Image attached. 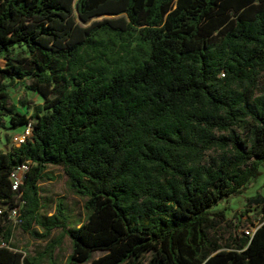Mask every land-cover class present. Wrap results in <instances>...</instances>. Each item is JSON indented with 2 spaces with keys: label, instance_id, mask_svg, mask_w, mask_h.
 <instances>
[{
  "label": "trees",
  "instance_id": "trees-1",
  "mask_svg": "<svg viewBox=\"0 0 264 264\" xmlns=\"http://www.w3.org/2000/svg\"><path fill=\"white\" fill-rule=\"evenodd\" d=\"M0 58V128L30 124L0 148V264H61L64 237L63 264H264V195L248 234L215 208L264 160V0H0ZM9 86L43 103L17 111ZM49 165L83 219L47 208ZM15 225L43 250L17 248Z\"/></svg>",
  "mask_w": 264,
  "mask_h": 264
},
{
  "label": "rangeland",
  "instance_id": "rangeland-1",
  "mask_svg": "<svg viewBox=\"0 0 264 264\" xmlns=\"http://www.w3.org/2000/svg\"><path fill=\"white\" fill-rule=\"evenodd\" d=\"M108 17L107 15L100 16L95 19ZM19 47H15L18 50ZM0 65H4V61L0 58ZM264 84V75L260 80ZM11 102L16 105V110L30 115L33 111V106L43 103V98L35 91L24 89H16L14 86L8 87ZM27 101L26 105L21 104V100ZM7 126L9 124L7 123ZM23 127L18 128H0V148L8 150L12 146L19 144V139L23 134ZM259 174L254 180L238 194L231 195L227 200L221 201L215 208H227L225 211L226 221L223 223V231L226 228L231 229L229 224H238V231L241 232L246 228L252 229V222L257 225L259 222L258 206L247 203V199L251 198L257 192L264 193V160L259 164ZM48 174L51 179H46L41 182L40 194L43 201L46 202L47 208L54 210V204L59 198H63L65 205L68 209V214H73L77 218H84V198L76 195L69 188L67 176L59 165H49L47 168ZM51 214V213H50ZM57 231H54L51 236H55ZM12 243L19 249H26L31 254H36L43 250L46 241L32 238L30 234L23 230L20 225H15L13 229ZM70 241L67 237L63 238L60 252V263L63 264L66 257L70 253ZM103 252H95L93 257H98ZM150 253H146L142 260V264H147ZM86 264V263H84Z\"/></svg>",
  "mask_w": 264,
  "mask_h": 264
},
{
  "label": "built area",
  "instance_id": "built-area-1",
  "mask_svg": "<svg viewBox=\"0 0 264 264\" xmlns=\"http://www.w3.org/2000/svg\"><path fill=\"white\" fill-rule=\"evenodd\" d=\"M30 134V124H27L21 138L19 139V143L22 142L26 136ZM29 161H25L24 163H21L20 165L17 166V168L11 173V186L14 191H19L20 185L23 182L24 178L26 177V172L29 167ZM3 207H0V214L3 211ZM9 217L12 219V221L15 224H20L22 219H21V212L19 207H14L10 209L9 212ZM245 233H249V229L244 230Z\"/></svg>",
  "mask_w": 264,
  "mask_h": 264
},
{
  "label": "crops",
  "instance_id": "crops-1",
  "mask_svg": "<svg viewBox=\"0 0 264 264\" xmlns=\"http://www.w3.org/2000/svg\"><path fill=\"white\" fill-rule=\"evenodd\" d=\"M264 184V183H263ZM261 195H264V193L263 194H261Z\"/></svg>",
  "mask_w": 264,
  "mask_h": 264
}]
</instances>
